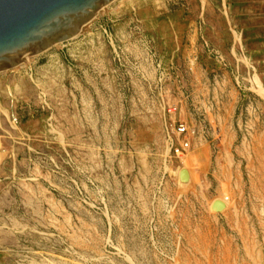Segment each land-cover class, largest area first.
<instances>
[{"label": "rangeland", "instance_id": "obj_1", "mask_svg": "<svg viewBox=\"0 0 264 264\" xmlns=\"http://www.w3.org/2000/svg\"><path fill=\"white\" fill-rule=\"evenodd\" d=\"M250 1L117 0L0 73V264H264Z\"/></svg>", "mask_w": 264, "mask_h": 264}, {"label": "water", "instance_id": "obj_2", "mask_svg": "<svg viewBox=\"0 0 264 264\" xmlns=\"http://www.w3.org/2000/svg\"><path fill=\"white\" fill-rule=\"evenodd\" d=\"M117 0H0V73L80 35Z\"/></svg>", "mask_w": 264, "mask_h": 264}, {"label": "crops", "instance_id": "obj_3", "mask_svg": "<svg viewBox=\"0 0 264 264\" xmlns=\"http://www.w3.org/2000/svg\"><path fill=\"white\" fill-rule=\"evenodd\" d=\"M253 1V0H252ZM248 3L246 8L249 16L244 21L243 34L245 35L244 40H250L252 42V47L248 48L247 51L250 52L251 56L258 59V64L256 65L258 69V74L262 76L264 80V0H257V9L255 10L254 5ZM243 9V10H244ZM245 11H242V14ZM255 13L256 15H253ZM248 43V42H247ZM3 96L0 94V101ZM1 103V102H0Z\"/></svg>", "mask_w": 264, "mask_h": 264}, {"label": "built area", "instance_id": "obj_4", "mask_svg": "<svg viewBox=\"0 0 264 264\" xmlns=\"http://www.w3.org/2000/svg\"><path fill=\"white\" fill-rule=\"evenodd\" d=\"M177 135L182 138L179 146L176 148V154L182 156L190 147L189 135L190 131L184 124H179L176 128Z\"/></svg>", "mask_w": 264, "mask_h": 264}, {"label": "bare ground", "instance_id": "obj_5", "mask_svg": "<svg viewBox=\"0 0 264 264\" xmlns=\"http://www.w3.org/2000/svg\"><path fill=\"white\" fill-rule=\"evenodd\" d=\"M105 8V7H104ZM103 8V9H104ZM49 76V75H48ZM38 86V85H37ZM91 120V119H90ZM168 134V133H167ZM204 163V162H203ZM81 231V230H80ZM258 236V235H257ZM257 247V246H256ZM259 254V253H258ZM252 257V256H251ZM243 259V258H242ZM255 259H256V257H255ZM47 260V259H46ZM234 260V259H233ZM253 261H255V260H253ZM255 263V262H254ZM257 264V263H256Z\"/></svg>", "mask_w": 264, "mask_h": 264}]
</instances>
